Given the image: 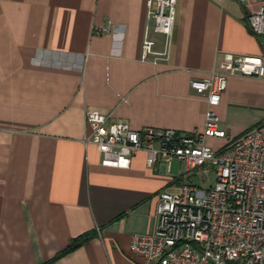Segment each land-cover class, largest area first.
Here are the masks:
<instances>
[{
    "label": "crops",
    "instance_id": "crops-1",
    "mask_svg": "<svg viewBox=\"0 0 264 264\" xmlns=\"http://www.w3.org/2000/svg\"><path fill=\"white\" fill-rule=\"evenodd\" d=\"M146 1L0 0V264H44L86 232L49 264H145L131 237L152 231L158 193L179 179L144 151L128 168L102 166L84 143L86 111L201 131L207 103L190 80L225 52L264 56L248 23L261 0H176L170 35L154 30ZM215 111L227 134L206 140L216 148L264 119V76H227Z\"/></svg>",
    "mask_w": 264,
    "mask_h": 264
},
{
    "label": "built area",
    "instance_id": "built-area-1",
    "mask_svg": "<svg viewBox=\"0 0 264 264\" xmlns=\"http://www.w3.org/2000/svg\"><path fill=\"white\" fill-rule=\"evenodd\" d=\"M146 5L154 30L170 35L176 0H147ZM248 23L253 34L264 36V0ZM152 44L144 39L143 58L152 53ZM236 74L263 77L264 56L225 52L208 77L190 80V87L204 93L207 103L201 131L132 129L99 111H86L89 133L84 143L97 149L102 166L128 168L131 157L144 151L146 165L161 162L164 171L174 159L184 161L187 171L215 167V182L205 190L181 184L158 193L152 231L132 235L129 245L145 264H264V119L219 147L206 141L227 137L215 107L227 76Z\"/></svg>",
    "mask_w": 264,
    "mask_h": 264
},
{
    "label": "rangeland",
    "instance_id": "rangeland-1",
    "mask_svg": "<svg viewBox=\"0 0 264 264\" xmlns=\"http://www.w3.org/2000/svg\"><path fill=\"white\" fill-rule=\"evenodd\" d=\"M221 142L222 141H215L213 144L219 147ZM169 175L176 179L178 178L180 185L190 184L201 191L211 186L216 178L215 167L211 165H203L202 167L191 168L187 171L185 162L176 159L171 162ZM174 190L175 188L169 189V191Z\"/></svg>",
    "mask_w": 264,
    "mask_h": 264
},
{
    "label": "trees",
    "instance_id": "trees-1",
    "mask_svg": "<svg viewBox=\"0 0 264 264\" xmlns=\"http://www.w3.org/2000/svg\"><path fill=\"white\" fill-rule=\"evenodd\" d=\"M92 235H93V233L86 232L84 234H81V235L73 238L65 249H63L62 251L58 252L56 255H54V257H52V259L46 261L44 264H49V263L55 261L60 256H62L64 254H66V253L74 250L75 248H77L78 246H80L81 244H83V242H85Z\"/></svg>",
    "mask_w": 264,
    "mask_h": 264
}]
</instances>
